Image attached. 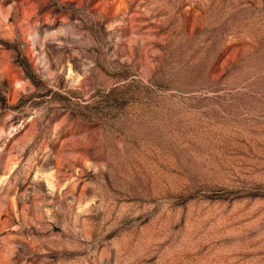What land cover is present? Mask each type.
<instances>
[{
    "label": "rangeland",
    "instance_id": "obj_1",
    "mask_svg": "<svg viewBox=\"0 0 264 264\" xmlns=\"http://www.w3.org/2000/svg\"><path fill=\"white\" fill-rule=\"evenodd\" d=\"M0 264H264V0H0Z\"/></svg>",
    "mask_w": 264,
    "mask_h": 264
}]
</instances>
